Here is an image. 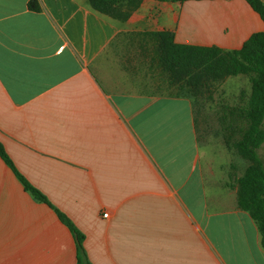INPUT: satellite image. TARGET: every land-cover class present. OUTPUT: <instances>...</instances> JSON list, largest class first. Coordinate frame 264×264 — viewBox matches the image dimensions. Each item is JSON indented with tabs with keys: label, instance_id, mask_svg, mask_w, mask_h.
I'll return each instance as SVG.
<instances>
[{
	"label": "crops",
	"instance_id": "obj_1",
	"mask_svg": "<svg viewBox=\"0 0 264 264\" xmlns=\"http://www.w3.org/2000/svg\"><path fill=\"white\" fill-rule=\"evenodd\" d=\"M36 1L0 0V144L84 235L87 261L264 264L235 191L206 186L217 167L201 168L191 100L137 90L129 43L167 30L238 50L260 17L244 0H143L126 21L88 0ZM0 264H76L69 230L1 159Z\"/></svg>",
	"mask_w": 264,
	"mask_h": 264
},
{
	"label": "trees",
	"instance_id": "obj_2",
	"mask_svg": "<svg viewBox=\"0 0 264 264\" xmlns=\"http://www.w3.org/2000/svg\"><path fill=\"white\" fill-rule=\"evenodd\" d=\"M143 0H88L90 7L105 16L126 21ZM184 2L186 0H164ZM264 24V2L244 0ZM27 8L39 11L36 0H29ZM153 45L152 64L165 77L169 86L189 94L191 103L228 77L243 75L249 83V92H241L238 106L229 110L223 141L228 150L248 165L234 178L237 208L246 212L260 234L264 250V29L252 34L238 50H223L215 46L178 44L174 34L167 30L148 33ZM0 159L11 170L36 201L51 208L59 221L71 233L76 249V264H90L83 248L84 235L47 198L17 171L0 144Z\"/></svg>",
	"mask_w": 264,
	"mask_h": 264
},
{
	"label": "rangeland",
	"instance_id": "obj_3",
	"mask_svg": "<svg viewBox=\"0 0 264 264\" xmlns=\"http://www.w3.org/2000/svg\"><path fill=\"white\" fill-rule=\"evenodd\" d=\"M130 47H134L135 64L137 70V90L146 91L154 95L184 96L189 94L177 87L169 86L164 75L151 62L153 45L149 37L138 38L129 41ZM241 92L248 94L249 83L245 76L228 77L220 83H216L210 93H204L195 99L192 105L197 141L201 154L200 165L203 170L204 163L209 161L208 167L216 168L215 178L206 177V186L209 191H219L220 186L216 181H224L231 186L234 178L240 176L247 161L239 157L234 150H228L223 141L225 126L228 123V112L240 103ZM210 181V182H209Z\"/></svg>",
	"mask_w": 264,
	"mask_h": 264
},
{
	"label": "built area",
	"instance_id": "obj_4",
	"mask_svg": "<svg viewBox=\"0 0 264 264\" xmlns=\"http://www.w3.org/2000/svg\"><path fill=\"white\" fill-rule=\"evenodd\" d=\"M103 217H107V214H103Z\"/></svg>",
	"mask_w": 264,
	"mask_h": 264
}]
</instances>
